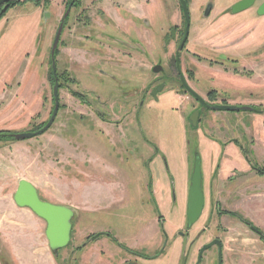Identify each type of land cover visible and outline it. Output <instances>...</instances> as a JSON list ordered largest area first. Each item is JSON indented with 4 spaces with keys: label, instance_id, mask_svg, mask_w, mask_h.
<instances>
[{
    "label": "rangeland",
    "instance_id": "rangeland-1",
    "mask_svg": "<svg viewBox=\"0 0 264 264\" xmlns=\"http://www.w3.org/2000/svg\"><path fill=\"white\" fill-rule=\"evenodd\" d=\"M98 1L78 0L66 22V0H17L1 9L0 130L26 131L48 118L53 105L51 44L56 28L64 27L55 57L61 106L49 128L65 136L68 150L83 155L84 160L67 161L62 154L58 170L50 172L54 186L60 180H73L67 193L75 213L71 241L57 250L64 251L58 257L63 264H88L93 244L87 246L99 238L93 249L98 254L96 264H196L199 248L214 238L221 240L223 255L230 254L232 241L224 224L237 222L248 229L239 231L238 239L249 236L254 241L247 242L248 252L244 240L238 241L239 247L256 258L254 264H264V240L231 213L245 217L242 211L225 210L213 199L210 204L206 200L198 219L189 227L186 223L194 159H200L201 187L206 191L204 162L208 159L210 165L219 164L227 158V154L217 157L210 139L225 134L240 141L242 156L228 153V160L219 167L229 174L234 160L239 170L254 169L248 175L244 172L239 186L250 184L247 189H253L254 178L264 177L258 171L264 169V149L254 154L250 144L243 142L246 135L264 138V121L259 125L264 119V14L256 10L262 0L237 13H232L230 6L238 0H187L190 33L179 59L190 70L195 54L230 67L225 70L236 74L218 77L200 66L190 82L202 91L215 89L217 99L229 101L238 111L208 110L176 88V77L167 66L172 65L183 27L179 0H147L151 8L146 13L139 0L134 1L144 13L129 0L131 11L121 5L118 14L111 9L119 7L113 3L117 0H103L100 5L107 13L97 6ZM208 3L212 5L204 15ZM29 6L36 9L30 12ZM45 10L49 16L42 15ZM4 27H36L38 43L31 64L36 68L34 76H19L16 71L24 52L29 51L22 43L28 37L19 32L2 38ZM122 40L131 44L128 55L123 53ZM155 64L161 65L160 71L152 70ZM158 81L164 85L152 95L153 88L149 90ZM202 99L205 102L206 98ZM249 108L255 110L248 115L245 110ZM194 110L198 115L191 118ZM246 122L252 127L244 133ZM9 143L0 142V146ZM12 146L5 147L7 154L0 152V264H18L11 248L22 230L38 237L30 228L34 213L13 200L20 152L15 142ZM74 179L88 180V187H78L80 183ZM37 192L44 199L42 191ZM221 213L227 214L219 217ZM255 218L260 222V217ZM250 222L261 229L255 221ZM94 233H99L98 238L87 240ZM82 247L87 249L81 252ZM39 257L29 252L26 260L33 263ZM217 257L212 246L203 252L199 264H217Z\"/></svg>",
    "mask_w": 264,
    "mask_h": 264
},
{
    "label": "crops",
    "instance_id": "crops-1",
    "mask_svg": "<svg viewBox=\"0 0 264 264\" xmlns=\"http://www.w3.org/2000/svg\"><path fill=\"white\" fill-rule=\"evenodd\" d=\"M132 1L134 2L133 4L135 5V7H137L139 11L140 9L143 11V9L137 3H135L134 0ZM129 2H130L129 0H117V2L115 1L113 3H118L119 8L120 7L122 8L121 5H123L124 9L131 11V9L129 8L130 5H128ZM59 3L60 1L58 3L55 2L56 5H58ZM102 3H103V0H99L97 3V6L101 8L102 11H106L105 6L100 5ZM139 3H141V6L144 8L145 13L151 8L150 3H148L147 0H139ZM51 6H54V5L51 3ZM35 9L36 8H32L29 6L27 10L32 12ZM111 9H113V11L116 14H118V11L116 8L111 7ZM45 11H47V16H49L50 14V12L48 14L49 10H45ZM43 13L44 11H42V15ZM62 14L63 12L61 11L60 16ZM3 31L6 35L2 38H6V39L12 37L14 34L19 33V32H23L24 38L28 37V40L22 43L27 46L26 48L29 51L24 52L23 58L20 59V63H19L21 65H19V67L16 68V71L19 76L21 75H24V77H26L27 75H30V77L34 76L36 74V68L34 69V67H31V64L33 62L34 55H35L34 53L35 47L38 43V40H37L38 34H37L36 27H27V28L25 27H4ZM23 64H25L24 67H23ZM203 67L207 68L208 70L206 71L211 73L212 76L216 75L218 77L219 76L231 77L233 74V72H231L230 70H225V68L231 69L230 67H227L226 65L215 64L211 67L209 66L206 67V65H204ZM200 69L202 68L200 67ZM16 92H17L16 94H19L18 91ZM228 103L230 102L228 101ZM248 111H253V110L251 109L245 110V113L249 115L250 112ZM261 117L262 116L260 115V118ZM263 121L264 119H262L260 122L258 121L261 127L263 126ZM251 127H252V124L249 122H246L245 125L243 123L242 130L244 131V133H246L245 129L246 131L247 130L251 131ZM52 129L53 127L48 128L44 132L38 135H35L33 137L14 141L15 146L19 148V152H20L16 156L17 158L16 171L18 174V179L25 178L29 180L36 187V189H39L40 191H42V195L44 196V199L50 202H53V203L64 204L74 209V206L72 205V203L69 201V198L67 197L68 191H70V189L72 188L71 184L73 180L69 179V182L60 180L59 183L54 186V184L49 180V177L51 176L50 172L53 173V170H58L57 167H59L60 161L62 160L63 155L67 161H70V160L74 161L75 159L82 161L84 160V156L81 154L69 151L66 145L63 143L64 141L67 142L68 139L64 135H63L64 137H61L62 134L59 135L56 131ZM219 131L222 132V127L219 128ZM261 133H262V130H261ZM59 137H60V141L57 140V138ZM216 138L217 139H210L209 141L214 142V146L217 149V157L220 154H222V158H225L226 157L225 154H227V158L222 159V161H220L219 164L210 165L208 163V159L204 162V168H205V173H206V176H205L206 177L205 178L206 191L203 190L204 205H205L206 200L208 204H210V201L213 199L214 203H216V206L220 205L219 207L225 208V210L242 211L244 215H246L250 220L255 221V223L264 231V177L263 175H260L258 178H254V180L252 181V185H253L252 187H254L253 189H247V187L250 184H247L245 186H239V179L243 176L244 172L246 173V175H248L255 171L254 169L253 171L249 169L239 170V168L237 167V162L232 160L230 162L233 164V168L230 170L229 174H226V173L224 174V172L221 171V168L219 169V167H221L222 164L223 165L225 164V161L228 160L229 158V154H232L235 157L242 156L241 151L239 150V146L241 144L238 139L233 137V135L229 136V135L221 134V135H218V137ZM14 142L0 146V150H1L0 152H3V153L5 152L7 154V152L4 150L5 147L9 148L10 146H12ZM243 142L250 144L249 147L252 153L254 154H257L256 153L257 150L264 149L263 135H261L260 137H253V136L246 135V140H244ZM55 145H58L59 148H56ZM62 147L63 149H61ZM5 173L9 174L7 172ZM74 180L80 183L78 187H84V186L88 187V184H86V182H89L88 180H79V179H74ZM94 183L95 182L92 181L91 185H93ZM254 184L255 185L258 184L260 186L255 187ZM249 192H251V194H249ZM30 212L31 214H33L32 211ZM224 214H227V213H221L218 215L219 217H221V216H224ZM32 216H33L32 221H33L34 226H31L30 228H34L36 230L35 232H37L38 237L35 238V237H31L27 235L28 233L26 234L25 230L24 231L22 230L21 235L20 233L19 235H17V237L14 239L16 242L13 244L11 243L12 244L11 251L13 255L16 257V261L18 262V264H63L62 259H60L58 255L61 254L60 252H64V251H57V253H53L49 248L47 239L44 234V230L46 226L45 221L42 218L36 216L35 214H33ZM252 216H255L257 218L260 217L261 223L255 217H252ZM228 223H229L228 225L224 224V226L227 230H229L228 235H229V239L232 241L231 243L232 247H228V249H230L229 255L227 253H224L223 255V252H222L223 264H225V262H227V264H254L256 258L249 256L244 251V248L239 247V242H238L240 240H244L246 242L244 245L247 247V252H248L249 246H247L246 244L247 242L253 241V238H249V236H244V238L238 239L237 237V234L240 233L239 231L242 232L244 228L248 230L247 227L242 223H240L241 225L237 222H228ZM30 233L32 235L34 234L33 232H30ZM99 240H100L99 238L95 239L91 241L90 244L87 246V248H89L93 244V246H91L92 256L91 258L88 259V264L97 263L96 260L98 258V254L94 252L93 249L95 247L94 245ZM87 248L82 247L80 251L83 252ZM29 252H31L32 255H40V257L37 260H34L33 263H29L26 260V255ZM63 254L64 253H62L61 255ZM261 255L263 257V254Z\"/></svg>",
    "mask_w": 264,
    "mask_h": 264
},
{
    "label": "water",
    "instance_id": "water-1",
    "mask_svg": "<svg viewBox=\"0 0 264 264\" xmlns=\"http://www.w3.org/2000/svg\"><path fill=\"white\" fill-rule=\"evenodd\" d=\"M11 0H0V6L2 9L7 7V3ZM254 0H238L230 6V11L232 13L240 12L247 7H250L253 4ZM180 8L184 17V31L182 38L180 39L177 47H176V56L180 50H182L189 33L190 27V13L188 8V3L186 0H179ZM211 3H208L204 9V15H208ZM258 14H264V1L257 7ZM47 11H44L43 15L46 16ZM58 38V33L55 36L53 41V45L56 43ZM160 64H155L152 67L154 72H158L161 70ZM179 69V67H178ZM52 74L56 76V67L55 64L52 63L51 66ZM181 74V71L179 69ZM182 75V74H181ZM182 77V76H181ZM183 79V78H182ZM184 81V80H183ZM59 83L57 80L54 81L53 84V99L54 106L52 109V113L48 118L45 125L37 130L33 131H23L19 134V137L22 139L33 137L45 131V129L53 122L59 107ZM163 86V83L157 84L153 87L151 93L154 95L158 89ZM187 91L198 100V102L202 105H206L203 99L189 86L186 85ZM212 109L216 110H237L234 106L230 104H215L212 106ZM198 110H194L191 118L197 117ZM195 123V120H194ZM13 200L16 205L20 207L29 208L36 216L42 218L45 223L44 234L47 239L49 248L52 252H56L59 248L66 246L70 240V232H71V218L74 215V211L71 207L53 203L48 200L42 199L36 187L27 179L19 178L17 180V186L13 192ZM204 205L203 191L201 187V166L200 159L196 157L194 159L191 176L189 180L188 194H187V203H186V223L187 225L192 224L194 221L198 219L200 216ZM216 244L218 247V257L217 264H222V256H221V243L220 240L215 238L208 243H205L201 246L198 252L197 260L201 259L203 251H205L210 246Z\"/></svg>",
    "mask_w": 264,
    "mask_h": 264
},
{
    "label": "flooded vegetation",
    "instance_id": "flooded-vegetation-1",
    "mask_svg": "<svg viewBox=\"0 0 264 264\" xmlns=\"http://www.w3.org/2000/svg\"><path fill=\"white\" fill-rule=\"evenodd\" d=\"M67 1V0H66ZM187 1V0H186ZM256 0H254V2H255ZM264 0H262L260 3H259V5L263 2ZM253 2V3H254ZM187 3H188V1H187ZM253 5V4H252ZM259 5H257V6H259ZM2 7V6H1ZM71 8H72V6L71 5H68V6H66V4H65V10L67 9L68 10V16H69V12H70V10H71ZM114 8H116L117 9V11H118V8L119 7H117V6H115ZM123 8V7H122ZM257 8V7H256ZM181 9V8H180ZM64 10V11H65ZM129 12V11H128ZM118 13H119V11H118ZM68 16H67V18H66V20L68 19ZM182 16H183V14H182ZM122 17L120 16V19H121ZM66 20H65V22H66ZM62 29H60V27H57L56 28V30H55V33H54V38H53V41H54V39H55V36H56V34L58 33V38H57V41H56V45H58V40H59V37H60V35L62 34V32H63V30H64V27H61ZM127 29H129V27L127 28ZM183 31H184V17H183V27H182V31H181V36H180V39L182 38V35H183ZM189 33H190V31H189ZM189 33H188V37H187V40L189 39ZM187 40H186V42H187ZM53 41H52V44L51 45H53ZM117 41V40H116ZM123 42V44L125 45V46H123V47H125L124 49H126V50H123V53H125L126 55H128V50H129V48L131 47V44L130 43H128V42H126L125 40H122ZM180 41V40H179ZM119 42H120V40H118L117 41V43L119 44ZM186 42H185V44H186ZM137 43V42H136ZM185 44H184V46H183V48H182V50L185 48ZM134 46L135 45H133V48H134ZM181 51V50H180ZM180 51H179V53H178V56H176V52H175V55H174V57H173V61H172V65L170 66L169 65V67L167 66V68L170 70V72L172 73V75L173 76H175L176 77V80H177V87L176 88H178L180 91H183V93H185V94H187V96H186V98H188L189 99V97L190 98H192V100H194L193 102L195 103V104H197V103H199L198 102V100L197 99H195L188 91H187V89H186V85L187 86H189L191 89H193L201 98H206V100H205V103H206V107H207V109L208 110H212V106L213 105H215V104H230V103H228V101L227 100H225V99H223V98H220V99H217L216 98V90L215 89H213V90H210V91H202L200 88H196V86H193V85H191V82H192V80L195 78V75H196V72H197V70L198 69H200V66H204V64H202V61H207V64H206V67H211V66H213V65H215V64H218V65H224V64H221V62H219V61H215L214 59H208V60H206V58L205 57H201V56H199L198 54H195L196 56H199V58H197L196 56H195V59H194V67L193 68H191V70H190V68H187V67H183V64H182V59H179V55H180ZM235 61V59H233V62ZM199 63H201V64H199ZM236 64V63H235ZM233 66V65H232ZM178 67H179V69H180V71H181V74H180V72H179V69H178ZM205 68V67H204ZM189 70V71H188ZM234 74H236V73H233V75ZM182 76V77H181ZM183 78V79H182ZM239 78H242L241 76L239 77ZM184 80V81H183ZM191 81V82H190ZM160 81H158V82H156V83H154L153 84V86L155 85V84H160L159 83ZM212 82H214L213 80H212ZM163 85H164V83H163ZM153 86L150 88V90H149V93H150V91H151V89L153 88ZM203 96V97H202ZM190 100V99H189ZM196 108V105H194V109ZM233 111H238V109L237 110H233ZM117 120V119H116ZM246 217V216H245ZM248 219V218H247ZM250 220V219H249ZM190 225H187V227H189ZM254 231V230H253ZM103 234H105V235H108L109 236V234L108 233H106V232H102ZM180 233H182V232H180ZM182 234H184V233H182ZM113 238V237H112ZM111 238V239H112ZM215 239V238H214ZM218 239V238H217ZM213 240V239H212ZM220 240V239H219ZM211 241V240H210ZM209 241V242H210ZM86 243V242H85ZM84 243V244H85ZM208 243V242H207ZM220 243H221V240H220ZM205 244V243H204ZM212 246H215L216 247V250H217V252H218V247H217V245L216 244H214V245H212ZM212 246H210V247H212ZM209 247V248H210ZM201 248V247H200ZM199 248V249H200ZM208 249V248H207ZM198 252H199V250H198ZM204 252V251H203ZM137 255H139V256H141V254H137ZM202 255H203V253H202ZM144 256H147V255H145L144 254ZM221 256H222V243H221ZM197 257H198V253H197ZM201 259H202V256H201ZM201 259L200 260H197L196 259V264H199L200 263V261H201Z\"/></svg>",
    "mask_w": 264,
    "mask_h": 264
},
{
    "label": "trees",
    "instance_id": "trees-1",
    "mask_svg": "<svg viewBox=\"0 0 264 264\" xmlns=\"http://www.w3.org/2000/svg\"><path fill=\"white\" fill-rule=\"evenodd\" d=\"M31 1H34V2L39 3L41 0H31ZM42 1L46 2V1H48V0H42ZM16 2H17V0H11V1H9V3L7 4V6L10 7V6L14 5ZM78 4H79L78 0H67V1H66V6L71 5V6L73 7V6H76V5H78ZM1 9H2V8L0 7V17L4 14V11L1 12ZM2 10H3V9H2ZM67 16H68V10L66 9V10L64 11V17H63L64 22H65ZM60 29H62V28L60 27ZM58 45H59V44H58ZM58 45H56V44L52 45V50H51V58H52V61H51V63H54V64H56V58H55V57H56V55H57V53H58ZM56 73H57V71H56ZM58 75H59V74L57 73V75L54 77L53 74H52V70H51V68H50V76H51V78H52V80H53V82H52V86H53L54 81H55V80H58V77H57ZM59 87H60V83H59ZM74 94H77V93L74 92ZM52 100H53V105H52V108H51V110H50V112H49V116H48V118L50 117V115H51V113H52L53 106H54V99H53V97H52ZM60 106H61V105H59L58 109L60 108ZM249 109H253V110H255L254 108H249ZM261 110L264 111V109H261ZM48 118H47L44 122H42L39 126H37L36 128H34V129H29V130H26V131H33V130H37V129L43 127V126L45 125V123L47 122ZM53 121H54V120H53ZM52 123H53V122H52ZM52 123H51V124H52ZM51 124H50L45 130H47V129L51 126ZM21 132H23V131L0 130V142H13V141L20 140V139H22L21 137H19V134H20ZM23 139H24V138H23ZM258 171H259L260 173L264 174V169H258ZM231 213L233 214V216H236V217L239 218L242 222H244L245 224H247L252 230H254V231L259 235V237H260L261 239L264 240V233H263V231H262L261 229H259L258 227H256L255 225H253V224L250 222L249 219H247L246 217L242 216V215L239 214V213H236V212H231ZM98 236H99V233L91 234L90 236L87 237V240H92V239H94V238H96V237L98 238ZM112 239H113V240H116V239H114V238H112Z\"/></svg>",
    "mask_w": 264,
    "mask_h": 264
}]
</instances>
